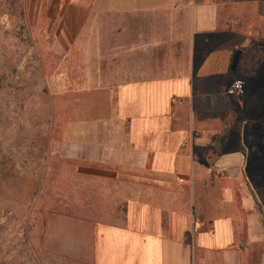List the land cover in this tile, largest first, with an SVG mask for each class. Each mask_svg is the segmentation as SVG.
I'll list each match as a JSON object with an SVG mask.
<instances>
[{
	"label": "crops",
	"instance_id": "obj_1",
	"mask_svg": "<svg viewBox=\"0 0 264 264\" xmlns=\"http://www.w3.org/2000/svg\"><path fill=\"white\" fill-rule=\"evenodd\" d=\"M38 9L42 40L84 64L105 107L74 152L88 181L73 212L45 214L44 247L75 264H264V0Z\"/></svg>",
	"mask_w": 264,
	"mask_h": 264
},
{
	"label": "rangeland",
	"instance_id": "obj_2",
	"mask_svg": "<svg viewBox=\"0 0 264 264\" xmlns=\"http://www.w3.org/2000/svg\"><path fill=\"white\" fill-rule=\"evenodd\" d=\"M38 5L0 0V264H75L44 247L50 211L36 221L32 211L56 194L61 211L75 210V186L88 179L74 152L89 151L79 142L105 113L98 95L86 91L84 64L63 60L62 47L42 40L48 24ZM45 143L47 158L34 157Z\"/></svg>",
	"mask_w": 264,
	"mask_h": 264
},
{
	"label": "trees",
	"instance_id": "obj_3",
	"mask_svg": "<svg viewBox=\"0 0 264 264\" xmlns=\"http://www.w3.org/2000/svg\"><path fill=\"white\" fill-rule=\"evenodd\" d=\"M49 151V147L47 145V143H45L44 145H41V147H39V151L37 153V155H35L34 157H39L41 158V156H47L46 154ZM47 158V157H44ZM38 191H40V185H38L34 192H33V196H35V194L38 193ZM59 191V190H58ZM57 198H58V194H56V196L54 195V197L52 198V202L49 204V206L47 205H42L41 207L35 209L34 211H32V218L33 220H38L45 211H50V212H62L58 202H57ZM67 211V210H64ZM63 211V212H64Z\"/></svg>",
	"mask_w": 264,
	"mask_h": 264
},
{
	"label": "built area",
	"instance_id": "obj_4",
	"mask_svg": "<svg viewBox=\"0 0 264 264\" xmlns=\"http://www.w3.org/2000/svg\"><path fill=\"white\" fill-rule=\"evenodd\" d=\"M246 83L243 79H236L229 88V95L241 96L245 93Z\"/></svg>",
	"mask_w": 264,
	"mask_h": 264
},
{
	"label": "water",
	"instance_id": "obj_5",
	"mask_svg": "<svg viewBox=\"0 0 264 264\" xmlns=\"http://www.w3.org/2000/svg\"><path fill=\"white\" fill-rule=\"evenodd\" d=\"M242 53L241 51H237L234 55L232 65H231V70L235 71L239 65L240 59H241Z\"/></svg>",
	"mask_w": 264,
	"mask_h": 264
}]
</instances>
